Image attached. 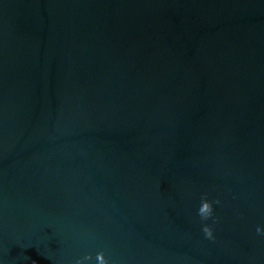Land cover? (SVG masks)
Masks as SVG:
<instances>
[{"label": "water", "instance_id": "1", "mask_svg": "<svg viewBox=\"0 0 264 264\" xmlns=\"http://www.w3.org/2000/svg\"><path fill=\"white\" fill-rule=\"evenodd\" d=\"M257 226L264 0H0V264H264Z\"/></svg>", "mask_w": 264, "mask_h": 264}, {"label": "clouds", "instance_id": "2", "mask_svg": "<svg viewBox=\"0 0 264 264\" xmlns=\"http://www.w3.org/2000/svg\"><path fill=\"white\" fill-rule=\"evenodd\" d=\"M221 201L216 199L215 201L208 200L207 196L205 195L201 199V204L198 209V216L200 217L201 221H208L209 219L213 220L215 223L218 220V217H214V208L213 204H220ZM202 232L206 239L214 240V230L213 227L207 223L203 224ZM256 233L258 235L264 236V227L257 226ZM92 257L90 255L83 256L77 260H75L74 264H87L88 261H91ZM96 264H109V260L105 257L103 252H99L96 255Z\"/></svg>", "mask_w": 264, "mask_h": 264}]
</instances>
